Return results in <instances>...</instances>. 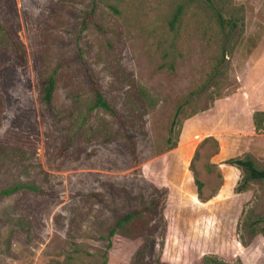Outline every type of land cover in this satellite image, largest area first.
Returning <instances> with one entry per match:
<instances>
[{"label":"rangeland","instance_id":"1","mask_svg":"<svg viewBox=\"0 0 264 264\" xmlns=\"http://www.w3.org/2000/svg\"><path fill=\"white\" fill-rule=\"evenodd\" d=\"M214 1L236 28L222 30L201 1L0 0V189L42 190L0 198V264H132L145 242L115 236L109 249V231L162 192L145 262L264 264V235L252 240L249 228L264 216V182L236 193L242 171L224 163L250 154L264 169V133L253 125L264 110V0ZM86 66L125 130L88 111ZM53 73L47 106L41 90ZM135 85L153 106L132 100ZM210 136L215 156L201 146Z\"/></svg>","mask_w":264,"mask_h":264},{"label":"trees","instance_id":"2","mask_svg":"<svg viewBox=\"0 0 264 264\" xmlns=\"http://www.w3.org/2000/svg\"><path fill=\"white\" fill-rule=\"evenodd\" d=\"M189 1H201L205 3L213 12V15L219 24L222 30L227 29L230 27L232 30L238 26L237 21H233L231 19H227L224 16L222 8L218 7L214 0H189ZM184 12L183 5H179L177 10L175 11L173 18L171 20V25L174 26L176 23H179L182 14ZM94 14V10L88 12L87 16L83 21V29L87 28L88 20L90 16ZM222 56L223 58L226 55V49L223 46L222 49ZM86 75L89 79L91 90L93 92L94 101L92 105L89 107V112L95 109H101L107 112L110 116H112L122 127V129H126V123L123 119L121 113L114 108L112 103L105 97L101 86L99 85L96 77L94 74L89 70L86 66ZM57 87V78L55 73L48 76L47 80L44 82L42 90H41V101L47 105L51 106L54 101V95ZM133 94L132 100L135 101L139 106L150 108L154 105L152 96H149L147 91L141 87L140 85H135L133 87ZM180 114V109L176 112L175 117L171 123V127L169 129L168 141L172 142L171 149L177 147L178 139L180 132L176 130V124L178 122V116ZM253 125L255 127V131L257 133H264V110L256 111L253 114ZM126 136L129 134L126 132ZM129 143L131 144L133 152L135 151L134 144L132 140L128 138ZM209 144L212 146V151L210 153L211 156H215L219 153V142L218 140L213 137H207L203 140L202 145L204 146ZM198 155V151L195 154L194 159ZM229 166H234L242 171L243 178L238 181L237 186L235 187L236 193H242L249 190L250 183L252 181H260L264 182V169L260 168L253 157L250 154H247L244 157H231L224 162ZM191 169L194 172V182L195 186L197 187V193L201 197V192L204 187V183L198 178V174L193 167V163L191 164ZM42 190L34 183L27 184L21 182H15L7 187L0 189V198L7 197L14 195L20 192H41ZM166 198V193L162 192L160 198H154L150 201V203L142 208L129 211L118 216L115 219L113 226L109 231V235L107 237V248L112 247L113 238L115 236H120L124 239L130 240H143L144 246L139 249L135 255L132 264H148L145 262V253L147 249V244L154 241L153 236L155 235V224H153V215L157 211H161L164 202L163 199ZM161 213V212H160ZM249 228L252 232V240L253 238L258 235H264V216L258 217L253 222L249 223ZM2 235L0 230V247L2 242ZM157 264H161L160 260H157ZM204 264H221L216 261L214 258H204Z\"/></svg>","mask_w":264,"mask_h":264}]
</instances>
